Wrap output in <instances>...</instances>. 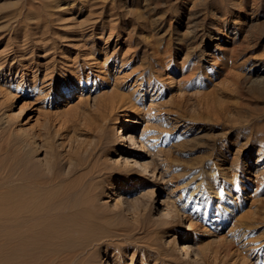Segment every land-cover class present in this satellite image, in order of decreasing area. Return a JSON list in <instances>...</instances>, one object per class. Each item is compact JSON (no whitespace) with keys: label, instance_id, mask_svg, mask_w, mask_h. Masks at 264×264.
Returning a JSON list of instances; mask_svg holds the SVG:
<instances>
[{"label":"rangeland","instance_id":"obj_1","mask_svg":"<svg viewBox=\"0 0 264 264\" xmlns=\"http://www.w3.org/2000/svg\"><path fill=\"white\" fill-rule=\"evenodd\" d=\"M257 73L264 0H0V185L53 178L88 264H264ZM89 154L102 173L66 177Z\"/></svg>","mask_w":264,"mask_h":264},{"label":"bare ground","instance_id":"obj_2","mask_svg":"<svg viewBox=\"0 0 264 264\" xmlns=\"http://www.w3.org/2000/svg\"><path fill=\"white\" fill-rule=\"evenodd\" d=\"M215 48L219 50L220 45L216 44ZM252 78L251 82H264L263 73H257ZM71 90L72 89L69 88L66 91L67 94H69ZM129 125L130 123L128 120L120 123L118 133L124 126ZM123 135L124 137L122 140H130V137L125 136L126 134L124 132ZM18 139L19 147L20 149H22L21 152L27 153L26 147H32L31 142L29 144V141H27V139H25L24 137H20ZM98 142L100 144V140ZM5 148H3V150ZM122 148L125 149L131 147L127 142H124ZM90 149L93 151L92 148ZM1 152L2 148L0 147V153ZM85 156L86 158L84 157L72 160L74 162H72L71 165L68 166V170H66L65 173L66 177L70 173L84 170L80 178L81 181H92L93 177L102 173L103 166H101L100 162L98 163L97 160H92L93 156H91L90 154L89 156ZM28 163H30V159L28 160ZM50 164L52 163L50 162ZM7 165L5 167L6 171H10L7 175H9L12 179H20L21 182L19 181L20 183L16 185H0V188H2L0 189V264H88V260L83 259L82 256L85 253L86 247L89 245V243H91V239L85 240V243H83V245L81 246L79 244L80 247L78 246L77 250H75L77 247L72 248L70 244L74 243V240H79L80 242H82L84 241L83 239L90 236L92 233L91 225L87 222H79L78 220L75 221L76 219H72V217H70V219H72L71 222L65 220V217L63 219L58 218L57 215L61 213H58L56 216L54 215L49 218L50 214L54 212L52 208L56 207L55 205L52 206V204L46 203L51 201L48 198L51 197L52 193L50 191L41 190V188L45 187V185L48 184L50 180L52 181L53 178L51 179L47 176H43L44 174H41L42 171L39 170V173L38 167L37 171H33V166L31 167L32 171H29L26 174L22 173L20 175L21 177L19 176L14 178L12 177L14 173L11 170V163L7 162ZM50 166L52 165H49V167ZM20 167L23 168V165L20 164L19 168ZM34 167L36 169V166ZM59 176L56 175L55 179ZM83 184L84 183H82L81 185ZM125 184L128 187L133 188L135 182L127 181ZM202 201L203 202L201 204V207L205 213V210L209 204L207 203V201ZM55 204L57 205V203ZM81 211L80 213H82ZM186 216L187 222L184 223V229L190 230L192 229L193 225L199 223L198 221L197 223H195L196 220L194 217V212H190ZM76 225H78L79 227L76 228Z\"/></svg>","mask_w":264,"mask_h":264}]
</instances>
